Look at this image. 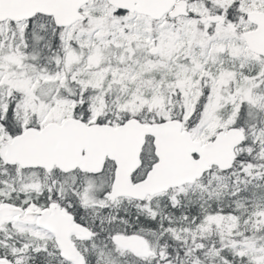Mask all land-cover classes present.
Returning <instances> with one entry per match:
<instances>
[{"label": "snow or ice", "instance_id": "obj_1", "mask_svg": "<svg viewBox=\"0 0 264 264\" xmlns=\"http://www.w3.org/2000/svg\"><path fill=\"white\" fill-rule=\"evenodd\" d=\"M0 264H264V0H0Z\"/></svg>", "mask_w": 264, "mask_h": 264}]
</instances>
